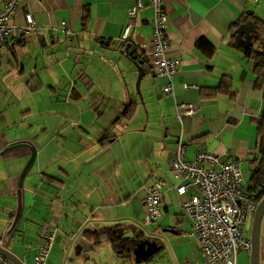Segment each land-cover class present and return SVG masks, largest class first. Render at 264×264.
I'll list each match as a JSON object with an SVG mask.
<instances>
[{"label":"crops","instance_id":"0c3cea01","mask_svg":"<svg viewBox=\"0 0 264 264\" xmlns=\"http://www.w3.org/2000/svg\"><path fill=\"white\" fill-rule=\"evenodd\" d=\"M140 1L143 8L127 41L149 52L154 27L150 0H17L16 28L27 24V14L34 16L35 26L13 35L4 48L13 51L17 66L10 62L28 76L25 89L44 93L26 106L51 107L30 129L16 119L10 132L0 136V236L9 232L21 204L7 248L22 264H27L28 249L34 258L39 250L27 238L30 226L41 234L47 226L55 231L47 259L52 263L69 255L73 264L90 257L95 264H136L134 256L120 260L110 241L96 244L92 233L119 224L127 236L145 232L138 216L145 214L144 197L155 177L165 181L158 228L184 240L186 232L194 251L184 260L203 264L199 242L183 229L188 220L182 203L189 195L177 193L172 177L171 161L180 142L190 159L209 151L220 160L239 162L248 171L244 175L251 173L249 157L256 149L264 98L255 84L256 63L234 42L243 20L264 21V0H164L170 52L181 60L174 94L164 92L167 80L149 66L140 84L143 98L121 80L123 103L110 104L105 76L115 69L122 73L120 63L130 80L139 74L120 51L128 12ZM126 95L129 106H124ZM5 102L1 116L11 106ZM182 102L196 105L194 116L179 119L176 105ZM141 104L148 110L146 117ZM31 116L33 108L17 113L20 119ZM18 140L37 150L21 200L20 177L32 150L21 146L2 153ZM245 178L247 183L250 176ZM58 252L61 259L54 257Z\"/></svg>","mask_w":264,"mask_h":264},{"label":"built area","instance_id":"2783aa9c","mask_svg":"<svg viewBox=\"0 0 264 264\" xmlns=\"http://www.w3.org/2000/svg\"><path fill=\"white\" fill-rule=\"evenodd\" d=\"M258 3L259 0H249ZM17 0H0V47L8 44L13 35L27 33L35 26L32 14L26 15L27 24L16 28L13 20L16 15ZM154 10V27L151 35V48L146 57L154 73L165 78L164 92L174 94L175 78L180 70L181 60L170 52L167 35L168 12L164 0H150ZM143 8L140 1L129 10L127 25L122 39L129 41L132 29L137 24V15ZM66 30V22L62 21ZM186 85V88H197ZM179 119L194 116V103L176 105ZM174 186L180 196L189 198L182 203L183 214L192 223L189 235L195 238L204 257L203 264H237L240 250H252V241L245 235L247 225L258 207L255 195L247 191L245 175L240 163L220 160L209 151H199L193 159L187 157L184 144L180 142L175 157L171 161ZM165 181L155 177L148 186L144 197L145 224L158 221L163 213ZM55 231L48 226L41 234L35 262L45 264L55 240ZM4 257L0 255V261ZM10 264H14L10 262ZM186 264H201L186 261Z\"/></svg>","mask_w":264,"mask_h":264},{"label":"rangeland","instance_id":"374dc122","mask_svg":"<svg viewBox=\"0 0 264 264\" xmlns=\"http://www.w3.org/2000/svg\"><path fill=\"white\" fill-rule=\"evenodd\" d=\"M1 47L2 53L0 54V105L7 103L11 106H6L5 113L1 116L0 115V136L3 137V133H9L13 125H16V119H18L17 124L21 125L27 129H30L29 125L36 124V122H41L43 119H45L44 113L47 109H50V106H26V104L30 105L32 102H36L38 98L42 97L44 93L41 94H32L29 90L25 89V82L28 80L27 77L22 71L19 69H16L17 62L15 60L16 56L13 54V51L9 48ZM117 51V50H116ZM119 52V51H117ZM10 60H13L15 62L13 66V63L10 62ZM130 60V59H129ZM129 61H128V70H129ZM118 65V64H117ZM123 72L120 73V71L116 70L110 72L109 76L104 78V81L108 79L110 84L108 88V95L107 98L110 99V104H117L119 106L122 105L123 100L122 99V91H121V80L124 84L125 80L126 83L129 84L130 90L137 94L139 96V93L141 92L140 89H138L137 81H138V75L136 80H130L129 75L126 73L127 70L123 68V63H120ZM119 65V66H120ZM135 69L138 67L136 64H134ZM139 72V71H138ZM137 72V73H138ZM26 90V91H24ZM140 97V96H139ZM124 102H127L124 106H129V95H126L124 98ZM142 105V104H141ZM3 106V105H2ZM28 108H33V116L26 117L25 119H20L17 117L18 111L22 110L25 111ZM143 110V111H142ZM140 112H142L146 117L147 115V108L146 106L142 105ZM15 120V121H14ZM3 130V131H2ZM29 162V161H28ZM28 164V163H27ZM244 166H246V163H243ZM26 167V166H25ZM242 172H248L245 167H242ZM249 177L250 174L245 175V177ZM140 217V220L138 221V224L142 225V229L145 231L146 234H149V232H152L155 234L156 239H159L160 245H162V249L155 254L150 260L141 262L139 264H184L187 259L184 260L185 256H189L194 251V243L192 242L191 238L184 233V236L186 237L185 240L182 237L174 236L169 233L164 232L162 229L158 228L157 221L149 224H145V214L144 212H141V214L138 216ZM252 221L253 217L249 221L247 225V229L245 232V235L247 237L251 238V229H252ZM183 229H191V223L188 221H185L183 224ZM11 230V227L9 231ZM186 234V235H185ZM27 238L29 241L35 240L37 242L36 247L40 246V243L42 241L41 233L39 232L38 227L30 226ZM56 238V237H55ZM194 239V238H193ZM195 240V239H194ZM63 241V239H62ZM32 247V246H31ZM31 250L28 249L29 257L27 256V264H37L34 261V254H30ZM187 254V255H186ZM61 255L58 252V255L54 256L58 259H61ZM53 256V255H52ZM49 257V256H48ZM54 257H51L54 259ZM84 257H90L88 255H85ZM79 256H77V259ZM85 258V259H86ZM120 260H124L125 258H119ZM260 264H264V217L262 220V226H261V234H260ZM78 261V260H77ZM195 261V260H194ZM252 261V250H240L237 257V264H251ZM48 263L45 264H73L76 262L70 261V256L64 255V261L59 260V262L54 261L52 263L51 261H47ZM123 262V261H121ZM6 264V263H4ZM84 264H95L94 258H89L88 260H85ZM137 264V263H136Z\"/></svg>","mask_w":264,"mask_h":264},{"label":"water","instance_id":"95a60500","mask_svg":"<svg viewBox=\"0 0 264 264\" xmlns=\"http://www.w3.org/2000/svg\"><path fill=\"white\" fill-rule=\"evenodd\" d=\"M258 32L259 31L257 29L256 22L252 19H247L244 23L240 24L239 27L237 28L234 45L236 47H244V48L253 46L254 39H257L258 37ZM137 51L138 50L136 48L129 50V51H127L126 49H123L120 51V53L124 54L128 59H130V61L133 64H136V66L138 67L139 74H138L137 86H138V89H140L141 81L147 74V71L144 68L145 60L138 56ZM144 54H146V52H144ZM139 96L143 98L141 92L139 93ZM142 103H143V100H142ZM21 146H27L31 148L32 154H31L28 164L26 165L20 177L19 191L17 192L18 196H20V200H21V194H22L23 187H24L25 177L35 163L36 156H37V150L31 142L27 140H18V141H13L7 144V146L2 151V153L4 154L5 152L9 150H12L14 148L21 147ZM21 213H22V206L20 204L17 210V213L15 214V219L11 226V230L5 236L4 235L0 236V255H2L4 259L6 260H12L15 264H22V263L20 259L7 248V244L10 243L9 233L18 224ZM263 217H264V198H262V200L259 202L256 212L253 216V221H252V229H251L252 261H251V264H260V234H261V226H262ZM180 223H182V221H180ZM162 247L163 246L158 245L156 241L149 242V241L142 240V241L137 242V245L135 246L133 250V256L135 258V263L139 264L141 262L150 260L155 254H157L162 249Z\"/></svg>","mask_w":264,"mask_h":264},{"label":"trees","instance_id":"16d2710c","mask_svg":"<svg viewBox=\"0 0 264 264\" xmlns=\"http://www.w3.org/2000/svg\"><path fill=\"white\" fill-rule=\"evenodd\" d=\"M245 17V16H244ZM244 19V18H243ZM246 20H243L245 22ZM255 21V20H254ZM258 29V37L254 39V45L245 48V54L255 63V84L262 91L264 98V21H255ZM206 46V42L201 43ZM123 49L127 51L134 49L131 43L126 41L122 44ZM137 49V48H136ZM138 50V49H137ZM140 58L145 60L144 68L149 69L148 59L144 51H137ZM251 166L250 178L247 182V191L255 195V200L259 203L264 198V106L261 120L258 126L257 144L255 152L249 157ZM130 229V226H129ZM142 232L137 233L138 235ZM138 235H126V229L120 224L107 227L101 232H93L95 243L100 244L103 241H110L115 253L119 258L133 256V250L137 245Z\"/></svg>","mask_w":264,"mask_h":264},{"label":"flooded vegetation","instance_id":"af4514ba","mask_svg":"<svg viewBox=\"0 0 264 264\" xmlns=\"http://www.w3.org/2000/svg\"><path fill=\"white\" fill-rule=\"evenodd\" d=\"M137 233H139V232H134V235L135 234L138 235ZM137 237H139V238H137L138 239V242L139 241H142V240L149 241V242L156 241L158 243V245H160L159 239L158 238L156 239V236H154V235H152L150 233L149 234H146L145 232L142 231V233L139 234Z\"/></svg>","mask_w":264,"mask_h":264}]
</instances>
